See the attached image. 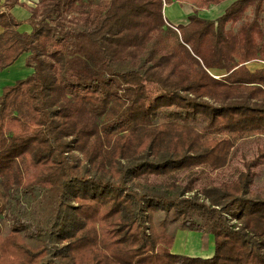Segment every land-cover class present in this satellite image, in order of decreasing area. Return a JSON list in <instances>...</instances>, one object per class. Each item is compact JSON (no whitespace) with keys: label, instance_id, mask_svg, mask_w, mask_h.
<instances>
[{"label":"trees","instance_id":"1","mask_svg":"<svg viewBox=\"0 0 264 264\" xmlns=\"http://www.w3.org/2000/svg\"><path fill=\"white\" fill-rule=\"evenodd\" d=\"M178 1L194 8L175 30L163 14L172 0H38L24 22L9 12L17 0H7L0 71L24 53L33 71L2 88L0 186L38 194L43 215L34 225L21 206L9 232L0 228V264H264L255 160L238 175L239 191L209 189V203L174 179H141L203 156L191 148L177 157L149 141L116 159L117 178L90 168L101 134L154 125L163 113L200 118L206 130L264 128V68L247 66L264 62V0H233L215 19L198 10L226 0ZM21 23L31 31H18ZM166 71L168 86L159 81ZM149 83L160 88L155 98ZM167 98L179 109L161 110ZM158 211L180 219L176 229L211 234L213 255L172 252L174 235L166 218L156 224ZM27 229L42 243L29 245Z\"/></svg>","mask_w":264,"mask_h":264},{"label":"rangeland","instance_id":"2","mask_svg":"<svg viewBox=\"0 0 264 264\" xmlns=\"http://www.w3.org/2000/svg\"><path fill=\"white\" fill-rule=\"evenodd\" d=\"M38 0H34L36 4ZM32 4V5H33ZM33 7H31L32 9ZM176 29L175 26H173ZM251 70L264 66L261 62H251ZM168 86L174 81V77L166 71L159 80ZM171 86V85H170ZM148 88L151 97L157 96L161 91L155 83H149ZM155 98V97H154ZM176 100V99H174ZM178 100H176L177 102ZM156 102V101H155ZM179 102V101H178ZM160 106L161 110H178L179 107L170 104L169 99H165ZM149 141H153V148L167 149L174 156L181 157L186 153L187 148L192 152H202L203 156L193 160L182 168L167 171L165 174H144L141 179L150 182H169L174 179L177 183L193 188L192 192L186 193L190 196L196 193L200 199L207 203L206 191L209 189H226L231 194L239 191L237 177L246 170L245 162L255 160V166L251 167L254 172V181L252 189L264 192V160L256 161L259 150L264 148V128L246 130L243 128L234 130H206L204 121L174 119L169 114H161L154 125L141 126L124 133L107 136L101 134L93 157L90 162V168L98 171H105L117 178L115 161L119 156H130L136 154L144 148ZM210 194V193H209ZM38 194L35 198L30 195L13 190L5 192L0 186V228L3 235H6L12 227L14 218L21 212L27 215V218L35 225L41 220L43 215L39 210ZM23 206V209L20 207ZM21 213V214H22ZM166 218L167 230L172 232L180 223V219L173 222L172 214L165 216L163 211L156 212V224ZM24 235L25 241L32 247L38 246L43 241V236L31 234ZM31 234V235H30Z\"/></svg>","mask_w":264,"mask_h":264},{"label":"crops","instance_id":"3","mask_svg":"<svg viewBox=\"0 0 264 264\" xmlns=\"http://www.w3.org/2000/svg\"><path fill=\"white\" fill-rule=\"evenodd\" d=\"M232 1L233 0H226L218 5H211L209 8L199 9L198 15L206 19H215L224 12L225 8ZM6 2L7 0H0V12L7 11ZM33 2L34 0H17V4L12 6L9 9V12L16 20L24 22L31 15V7L36 5L33 4ZM193 8V5L190 3L172 0L171 4L164 5L163 14L168 24L176 27L180 24L184 25L187 23V18L193 12ZM31 29L32 28L28 23H21L17 27V30L20 32H30ZM2 30L3 28L0 26V33ZM27 56L28 53L20 55L12 65L0 71V95L2 93V88L5 85H11L16 80L25 78L32 73V68L25 66V58ZM261 63L264 65V62ZM249 64L252 63L250 62L247 64L248 68ZM262 67L264 68V66H260L258 68ZM214 74L221 77L224 75V71L215 70ZM172 233L174 235L172 252L200 257H211L213 255L214 238L211 234H204L202 232L186 229H175Z\"/></svg>","mask_w":264,"mask_h":264},{"label":"built area","instance_id":"4","mask_svg":"<svg viewBox=\"0 0 264 264\" xmlns=\"http://www.w3.org/2000/svg\"><path fill=\"white\" fill-rule=\"evenodd\" d=\"M211 75L215 78H218L219 76L215 75L214 73H211Z\"/></svg>","mask_w":264,"mask_h":264},{"label":"water","instance_id":"5","mask_svg":"<svg viewBox=\"0 0 264 264\" xmlns=\"http://www.w3.org/2000/svg\"><path fill=\"white\" fill-rule=\"evenodd\" d=\"M175 29V28H174Z\"/></svg>","mask_w":264,"mask_h":264}]
</instances>
